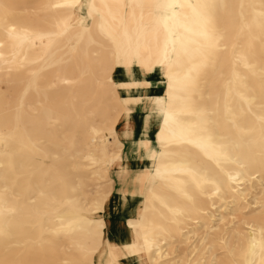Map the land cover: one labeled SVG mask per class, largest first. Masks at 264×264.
Masks as SVG:
<instances>
[{
    "label": "bare ground",
    "instance_id": "1",
    "mask_svg": "<svg viewBox=\"0 0 264 264\" xmlns=\"http://www.w3.org/2000/svg\"><path fill=\"white\" fill-rule=\"evenodd\" d=\"M0 264H264V0H0Z\"/></svg>",
    "mask_w": 264,
    "mask_h": 264
},
{
    "label": "rangeland",
    "instance_id": "2",
    "mask_svg": "<svg viewBox=\"0 0 264 264\" xmlns=\"http://www.w3.org/2000/svg\"><path fill=\"white\" fill-rule=\"evenodd\" d=\"M162 11V10H161ZM162 13L164 14V12L162 11ZM160 85H161V82L159 81Z\"/></svg>",
    "mask_w": 264,
    "mask_h": 264
}]
</instances>
